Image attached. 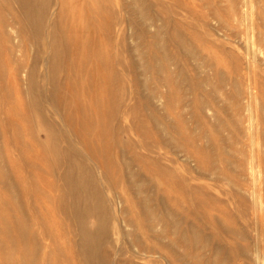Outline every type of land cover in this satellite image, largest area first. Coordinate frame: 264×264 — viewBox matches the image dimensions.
Returning a JSON list of instances; mask_svg holds the SVG:
<instances>
[{"label": "rangeland", "instance_id": "obj_1", "mask_svg": "<svg viewBox=\"0 0 264 264\" xmlns=\"http://www.w3.org/2000/svg\"><path fill=\"white\" fill-rule=\"evenodd\" d=\"M31 1L0 0V264H92L99 224L107 264H264V0Z\"/></svg>", "mask_w": 264, "mask_h": 264}, {"label": "bare ground", "instance_id": "obj_2", "mask_svg": "<svg viewBox=\"0 0 264 264\" xmlns=\"http://www.w3.org/2000/svg\"><path fill=\"white\" fill-rule=\"evenodd\" d=\"M20 8L26 13L30 14L33 12V14L26 15L27 19L32 23L34 27L39 26V20H40V14L43 7L42 2L38 1H31V0H18ZM132 5V4H131ZM251 8V7H250ZM107 10V9H106ZM46 11V10H45ZM243 11V10H242ZM245 15V14H244ZM46 31V30H45ZM43 36V35H42ZM44 37V36H43ZM51 37V36H50ZM162 37V36H161ZM40 38V37H39ZM254 45V44H253ZM58 43L55 42V51L57 50ZM66 46V45H65ZM67 47V46H66ZM149 48V47H148ZM251 48V46H250ZM67 51V50H66ZM148 51V50H147ZM153 53V52H152ZM69 54V53H68ZM109 55V54H108ZM111 56V55H110ZM134 60V59H133ZM132 62V61H131ZM46 63V61H45ZM47 69V68H46ZM58 70V69H57ZM79 70V68L77 69ZM74 73V72H73ZM30 74V73H29ZM68 75V74H67ZM171 78V77H170ZM84 79V78H83ZM166 79V78H165ZM187 79V78H186ZM193 80V79H192ZM110 81V80H109ZM196 82V81H195ZM35 86V85H34ZM34 89V88H33ZM41 90V89H39ZM155 90V89H154ZM41 93V92H40ZM44 94V93H43ZM54 94V93H52ZM181 97V96H179ZM48 101V100H47ZM178 102V101H177ZM204 104V103H202ZM133 107V106H132ZM129 110V109H128ZM248 123V122H247ZM249 126V125H248ZM251 126V123H250ZM249 126V127H250ZM248 127V128H249ZM251 129V128H250ZM103 144V143H102ZM155 146V145H154ZM114 148V146H112ZM123 147V146H122ZM156 147V146H155ZM158 147V146H157ZM58 149V148H57ZM156 149V148H155ZM250 150V149H249ZM46 151V150H45ZM56 151V149H55ZM65 151V150H64ZM42 153V152H41ZM68 158V157H67ZM252 158V157H251ZM251 165V164H249ZM250 167V166H249ZM71 169L65 170L62 173V178L65 184L70 186V192L69 194H72L70 196L71 199L67 204H65V208L68 209L69 212L72 214L83 216L87 213H98L101 208L103 207V203L99 204L98 201L93 200L94 192L91 191V183L93 182V174L88 170L87 167H85L86 170H82L81 164L73 159L71 162ZM251 168V167H250ZM253 171V168H251ZM59 171V170H58ZM251 171V170H250ZM259 171V170H258ZM253 176V175H252ZM254 178V177H253ZM59 179V178H58ZM143 181V180H142ZM155 182V181H154ZM137 183V181H135ZM135 185V184H134ZM81 187L84 189L82 193H75L72 189V187ZM137 186L139 187L140 184L137 183ZM37 187V186H36ZM103 187V184H102ZM252 190V189H251ZM253 193V192H252ZM253 194L252 196H254ZM59 196V195H58ZM56 197V196H55ZM118 200V199H117ZM144 201L145 198H144ZM255 202V201H254ZM61 203V201H60ZM64 203V202H63ZM121 205V200L119 199L117 202V205ZM63 206V205H62ZM124 210L123 206L120 207V211L122 212ZM151 212V211H150ZM112 214V213H111ZM110 214V215H111ZM159 217V215H158ZM264 217V216H263ZM101 218V217H100ZM168 221V220H167ZM169 222V221H168ZM167 224V223H166ZM172 225V224H171ZM151 228V227H150ZM172 228V227H171ZM174 228V227H173ZM186 228V227H185ZM107 226L99 224L94 230L91 228H88L87 226H81L80 231V244L81 249H83L84 253L87 255V261L92 264H107L106 259H101L100 256H98V245H97V236L99 234L102 235L106 232ZM154 229V228H153ZM192 230V229H191ZM114 231V230H112ZM262 231V230H261ZM108 232V231H107ZM200 234V233H199ZM185 235V234H184ZM197 235V234H196ZM199 236V235H198ZM15 237V236H14ZM197 243V242H196ZM198 246V245H197ZM205 246V245H204ZM157 252V251H155ZM161 252V251H160ZM257 252V250H256ZM152 253V252H151ZM146 256V255H145ZM140 257V256H139ZM149 257V256H148ZM111 259V258H110ZM258 260V259H257ZM81 262V261H80ZM205 262V261H204ZM213 263V262H212ZM83 264V263H82ZM263 264V263H262Z\"/></svg>", "mask_w": 264, "mask_h": 264}]
</instances>
